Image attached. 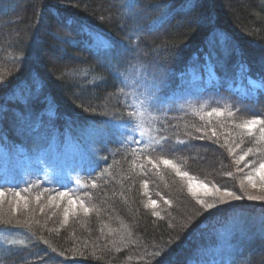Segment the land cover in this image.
Masks as SVG:
<instances>
[{
	"label": "trees",
	"instance_id": "16d2710c",
	"mask_svg": "<svg viewBox=\"0 0 264 264\" xmlns=\"http://www.w3.org/2000/svg\"><path fill=\"white\" fill-rule=\"evenodd\" d=\"M252 119L264 0H0V149L31 165L0 176V264H192L235 211L263 228L221 264H264V206L237 180L264 163ZM71 136L72 170L43 179L30 159ZM199 183L240 199L213 213Z\"/></svg>",
	"mask_w": 264,
	"mask_h": 264
},
{
	"label": "rangeland",
	"instance_id": "374dc122",
	"mask_svg": "<svg viewBox=\"0 0 264 264\" xmlns=\"http://www.w3.org/2000/svg\"><path fill=\"white\" fill-rule=\"evenodd\" d=\"M79 134L82 135V143H88L91 140V134L85 131L79 132ZM62 145L60 147L59 145ZM74 143L73 141V136L68 137L65 143H62L61 141L55 140L53 143L50 145V149H46L42 152H40V155L36 158L30 159L32 160V166H42L40 168H43L42 170L38 171L41 173L39 176H41L43 179H51L52 176H58L61 174H67L66 171L70 168V171L72 170V166L74 164H71L74 161H69L70 156L69 151L67 150L70 148V146ZM70 146H69V145ZM67 150V151H65ZM7 153V150L0 149V176L3 178L5 181H18L19 179H24L25 175L28 173L26 170L22 169L21 167H29L31 166L30 164L26 166L24 164V161L22 160V157L16 158L14 157V160L11 162L9 160L3 159V155ZM68 160V161H67ZM29 161V160H28ZM82 161H85L82 159ZM69 163V164H65ZM257 167L262 163L261 160L256 159V162H254ZM55 164H58L57 167ZM239 174V181H243V187H239L240 190H243V193L246 192L247 196H253V197H258L259 199H246L249 204L251 205H263L264 206V181H261L258 176H255V173L253 176L255 177V183L256 187H252V185L248 182L246 179V176L242 170L237 171ZM242 172V173H240ZM241 183V182H240ZM209 184V183H207ZM228 185H233L232 183L228 182L226 183ZM194 187V185H193ZM197 187H194L196 189ZM224 190L227 191H232L235 195L237 192H235L233 189H224L221 188V191L223 192ZM246 190V191H245ZM202 189L198 188L197 194L200 193ZM200 196H205L204 192L200 194ZM216 198L213 199H206L205 203H212L215 205V207L211 208V212H222L224 211L225 206H228L231 204V202L234 201H228L226 197H224L225 202H220L218 201L219 194L217 193ZM231 198V197H229ZM234 204H232L228 208H233ZM23 209V207H22ZM235 211L234 214H231L232 218L228 221L225 225V227H219L215 228L212 231L204 233V238L200 242V246L197 250L194 252V256L192 257V264H221L226 262L227 260H230V255L233 252L235 246L232 245L233 240H235V244L238 241H241L243 235L247 233L244 228L246 221L252 223L253 225L249 227V230H262L263 228V223L262 219H258L256 216L252 217L251 219H246L243 221V218L246 217V215H240L236 213ZM247 227V226H246ZM255 228V229H254ZM3 232H0V236H3ZM233 239V240H232ZM11 240H15V238H11ZM10 240V241H11Z\"/></svg>",
	"mask_w": 264,
	"mask_h": 264
},
{
	"label": "snow or ice",
	"instance_id": "6c2138e0",
	"mask_svg": "<svg viewBox=\"0 0 264 264\" xmlns=\"http://www.w3.org/2000/svg\"><path fill=\"white\" fill-rule=\"evenodd\" d=\"M212 113H208V115H211ZM217 115H222V113L220 112H217ZM229 115H232L231 112H229ZM257 124H264V120H256V119H252V120H246L242 125V127H246L248 128L249 132L252 131V129L257 125ZM261 133H262V136H261V139H264V128L261 129ZM245 157L244 156H241L240 157V160H244ZM163 164L167 165V166H170V167H175V165L172 163L171 160H163L162 161ZM255 171V176H258L260 178L261 181H264V163H261L259 165V167L257 169L254 170ZM177 174L178 175H182V176H188V173L187 172H184V173H180L179 170L177 169ZM190 180H194V178L192 177H189ZM246 179L248 180V182L252 185V187H256V183H255V177L252 175V174H249ZM147 186V185H145ZM93 187H95V185H93ZM196 187L202 189L204 191V194L205 195H215V194H219V200L221 202H225L224 201V197H231L232 199H240L239 196L235 195L233 192H230V191H227V190H224L223 192L221 191L220 188H215V192H213V189L210 188L207 184L205 183H199L198 185H196ZM241 187H243V181H241ZM189 191L192 192L193 196H196L197 195V192L194 190V187L190 184L189 186ZM3 193H0V196H2ZM19 195V194H17ZM62 196H65L67 195L66 193H62L61 194ZM21 199H23V197H21ZM248 199L252 200V199H259L258 197H253V196H249ZM70 203H73L75 204V201H70ZM198 203H200L205 209H210V208H213L215 207L214 204L212 203H205L204 200H198ZM156 202L155 201H152V205L155 206ZM85 211H88V209H85ZM156 215H159V213H156Z\"/></svg>",
	"mask_w": 264,
	"mask_h": 264
}]
</instances>
